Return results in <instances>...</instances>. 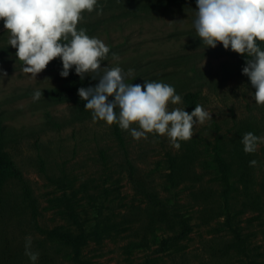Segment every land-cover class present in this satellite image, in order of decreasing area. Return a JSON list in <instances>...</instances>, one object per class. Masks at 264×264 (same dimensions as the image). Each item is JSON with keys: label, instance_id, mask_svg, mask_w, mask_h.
Wrapping results in <instances>:
<instances>
[{"label": "rangeland", "instance_id": "374dc122", "mask_svg": "<svg viewBox=\"0 0 264 264\" xmlns=\"http://www.w3.org/2000/svg\"><path fill=\"white\" fill-rule=\"evenodd\" d=\"M161 1L148 11L98 2L101 14L83 11L77 28L109 46L100 67L118 64L126 83L199 93L211 119L178 149L166 135L133 139L120 128L121 144L103 120L51 98L56 71L24 73L0 21L3 142L21 172L0 195V264H32L26 235L35 264H264V142L251 153L240 142L264 135V104L219 43L200 41L195 0ZM67 236L85 241L74 249Z\"/></svg>", "mask_w": 264, "mask_h": 264}, {"label": "clouds", "instance_id": "9594fccd", "mask_svg": "<svg viewBox=\"0 0 264 264\" xmlns=\"http://www.w3.org/2000/svg\"><path fill=\"white\" fill-rule=\"evenodd\" d=\"M195 5L192 24L200 41L209 47L219 43L237 54H247L250 58H244L241 73L254 89L250 93L254 102L264 104V48L257 43L264 42V0H195ZM94 7L96 14H101L98 0H0V21L8 33V46L15 49V58L22 61L21 70L31 74V79L59 57L61 77H67L71 68L81 79L86 73L97 78L94 86L77 88L93 121L115 122L133 139L151 132L163 134L178 149L180 140L192 137L194 124L211 119L210 111L199 103L191 111L169 109V103L181 102V95L171 84L145 79L142 84L126 83V73L118 64L100 67L109 46L89 36L83 27L77 28L82 12H91ZM0 78H4L2 71ZM41 96V89L33 90V100ZM132 124L138 126L130 127ZM240 142L242 150L251 153L264 142V135L247 131ZM256 163L249 160L250 165ZM31 243V235H26L24 254L35 264L39 252Z\"/></svg>", "mask_w": 264, "mask_h": 264}, {"label": "trees", "instance_id": "16d2710c", "mask_svg": "<svg viewBox=\"0 0 264 264\" xmlns=\"http://www.w3.org/2000/svg\"><path fill=\"white\" fill-rule=\"evenodd\" d=\"M106 1L109 0H98V2H106ZM125 1H127V3L130 4L128 8L134 9V11L136 10L148 11L150 9L159 7L160 5L166 4L161 0H125ZM175 2H177V0H175ZM257 43L261 48H264V42L258 41ZM222 52L223 54L232 57L236 61L238 65V70H237L238 76L246 85L252 88V86L248 81V77L241 73V67L244 65L245 59L250 57H248L247 54H243V55L237 54L234 51L225 48H222ZM60 67L61 64L59 57H55L52 60H50L44 68V69L56 71L58 75V79L60 80V85L50 88L47 94L55 100L70 102L77 110L85 114H91V110L85 109L83 107L85 101L83 99H80V97L78 96L77 88L87 87L89 85L94 86L97 83V78H95L92 74L86 73L83 79H81L78 75L74 73V71L71 68L69 69V74L67 77H61L58 74ZM109 99H111V97H109ZM181 102H182V106L185 108L186 111H191V109L195 106V104L199 103V93L197 91L196 92L186 91L181 96ZM110 126L116 138L122 144L120 127L115 122H113ZM4 135H5V128L3 126L2 117L0 115V195L5 183L9 179L21 178V172L15 166L13 160L9 156V153L4 148V142H3ZM179 224L182 228L185 226V222L182 220L179 221ZM65 238L67 245L71 246L74 249H77L78 246L85 241L84 237L71 238L67 236Z\"/></svg>", "mask_w": 264, "mask_h": 264}]
</instances>
